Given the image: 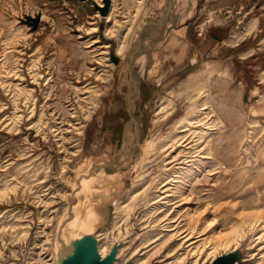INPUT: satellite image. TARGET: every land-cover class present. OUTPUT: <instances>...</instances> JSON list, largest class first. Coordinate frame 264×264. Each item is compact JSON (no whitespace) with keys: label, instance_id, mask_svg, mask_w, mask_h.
Masks as SVG:
<instances>
[{"label":"rangeland","instance_id":"obj_1","mask_svg":"<svg viewBox=\"0 0 264 264\" xmlns=\"http://www.w3.org/2000/svg\"><path fill=\"white\" fill-rule=\"evenodd\" d=\"M78 1L0 0V66L7 56L8 71L13 72L17 66L15 69L25 76L11 77L14 83H21L18 88L0 85V121L14 114L15 105L24 113L18 133L0 123V189L19 187L0 199V264H16L25 248L30 250V263L51 262L60 223L75 198L73 182L79 184L82 177L91 174L95 178L80 197L102 213L101 208L108 203L101 241L105 239L111 246L122 237L123 227L131 225L123 254L114 264H132L138 257H145L155 243L146 247L143 242L144 248L132 254L150 230L141 227L140 217L149 209V199L161 193L159 187L167 182L171 167L178 162L171 164L172 157L161 147L180 140L179 148L189 150L201 129L209 131L206 146L225 168L211 174L208 183L197 182L208 189L200 192L202 198L194 205L206 208L207 215L216 218V226L208 234L228 231L247 214H264V0L233 12H215L204 8L200 0H191L182 5L175 23L162 34H157L158 30L176 0H141L142 8H137L135 0H110L108 13L114 7L117 19L115 37L105 32L110 24L108 14L103 16L100 11L105 0H90L85 7H79ZM37 15L40 21L35 28L28 17ZM96 25L98 30L88 33ZM186 25L196 35L200 53L192 63L176 65L171 60L175 48L167 46L169 35ZM124 36L128 47L118 55ZM200 41L203 43L199 45ZM141 52L143 60L139 61ZM112 53L120 58L118 64L112 60ZM33 63L43 75L39 82H34L29 73ZM90 86L100 94L89 97ZM31 88L33 116L28 108L33 106L32 100L26 91ZM168 98L172 107L162 119L160 106ZM204 100L209 103L207 109L198 106ZM93 101L99 104L87 119ZM128 102L131 117L124 123L125 131L123 126L114 137L106 125L117 111L125 113ZM134 118L139 130L131 144L128 124ZM34 123L41 125L40 129ZM81 124L83 133L77 134L75 127ZM209 127L214 130L205 129ZM149 140L155 142L156 149L149 160H144ZM77 149L78 154H72ZM67 155L71 160L65 158ZM155 177L165 182L149 185ZM218 184H222L220 189ZM137 188H143V194L132 201L131 193ZM101 196L107 198L102 205L98 204ZM45 200L51 202L45 204ZM118 203L120 210L116 211ZM46 218H50L48 223ZM14 220L17 225L11 228ZM45 225L48 228L42 229ZM137 232L138 237L133 238ZM240 236L220 247L218 254L233 249L225 247ZM250 240L249 236L242 242L240 264H264V246L259 249V243L250 248ZM170 245L144 264H182L174 259L183 249L166 256ZM250 250L259 252L246 259Z\"/></svg>","mask_w":264,"mask_h":264},{"label":"bare ground","instance_id":"obj_2","mask_svg":"<svg viewBox=\"0 0 264 264\" xmlns=\"http://www.w3.org/2000/svg\"><path fill=\"white\" fill-rule=\"evenodd\" d=\"M140 1L141 0H135L137 4L136 5L137 8H142L143 6L142 5L143 2H140ZM188 1H191V0H176L173 3V7H171L167 20L165 21V23L162 22L163 24L159 28L158 30L159 32L157 34L164 33L165 31H167L166 29L169 26L175 23V19H177L181 11L182 5L186 4ZM186 6L188 7V5ZM107 22H109L110 24H108V26L106 27V31H105L106 34L110 37L117 36L116 29H115L117 19L114 14V7L111 10V12L108 13ZM94 23L95 22L93 21L92 24ZM253 27L254 25L250 26V28L247 30L248 33H250ZM97 30H98V26L96 25L93 28H89L88 33H93V32H96ZM130 31H131V26L129 27V32ZM154 35L152 37H154ZM127 47H128L127 37L124 36L123 39L120 40V44L117 49V54L121 55L125 53L127 50ZM142 55L143 53L141 52L139 59H138L139 61L143 60ZM100 60L102 61V58ZM3 61L4 63H2V65L0 66V69L2 70L0 73V79L3 80L5 78V81H2L0 85L3 88L5 87L18 88V85L20 86L21 83H17V84L14 83L11 80V77H14V79H18V78L24 79L25 76H23L22 73L19 72L20 71L19 69H15L17 66L14 68L13 72L8 71L9 57L4 56ZM4 72L6 74H3ZM29 73L31 77L34 79V82L35 81L39 82L40 78L43 77V75L41 74L39 70V66L34 63L32 64V67L30 68ZM21 90L22 89H20V91ZM26 91L29 92L28 95L32 100L33 106L29 105L28 108L30 109L29 111L30 116H33L35 113V102H33L34 101V89L33 88L28 89V90L26 89ZM88 92H91L89 97L97 96L100 94L99 90L96 89L95 86H90ZM197 95L200 96V93ZM171 100L172 99L170 98L166 99V101L162 102V105L160 106L159 113L161 114L162 119L167 117V115L170 114V110L172 107ZM195 100H196V95L193 96V101ZM199 103L200 104L198 106L201 107V109H207V106L209 105L208 101L206 100L201 101ZM92 104H93V107L92 109L88 110L89 112H88V115L86 116L87 119L91 117L93 110L97 107L99 103H97V101H93ZM79 106L82 107L81 105ZM21 111H22L21 107L19 108L17 105H15L14 111H13L14 114L12 113L9 116L10 118H5V119L3 118V120H1L0 123L1 124L4 123V127L8 128L9 131L18 133L20 131V125L24 118V113H22ZM209 114L210 112L207 114V118L210 117ZM76 123H81V122H76ZM33 126H36L38 129H40L41 125L39 126V124L34 123ZM83 126L84 125L81 124L80 126H76V127L73 126V127H75V129L78 130L76 132L77 134H82ZM185 126L186 125H184L183 127ZM205 129H209L212 131L214 130L211 127L205 128ZM178 135L179 134L175 135L174 137L176 138ZM209 135H210L209 131L201 129L200 134L198 135L199 138L195 140V143L193 144L191 148H189V150L179 148L178 143L180 140L174 141L171 145H169V143L167 142L165 145L161 147L167 152V154L170 157H172L170 161L171 164L175 163L176 161L178 162L176 163V167L175 165L171 167L172 174L168 176L167 182L159 187V190H161V193L155 198L151 200L149 199L150 201L148 202L149 209L145 212V214L142 215V217H140V220H141L140 223H141V227L143 228L148 227L147 230L150 228V230L152 229V231L151 232L150 230L148 231L147 235L145 236V238L143 239V241L141 242V244L139 245L137 249L133 248L132 254H137V251L139 250L140 247L144 248V246H142L143 242L145 243L146 247H149L153 243L155 244H153L150 248L146 250L145 257L141 259H139L138 257L132 264H144L152 256H155L158 253L165 251L166 247H168L170 244L171 245L166 252V256L170 257V255L173 254L175 250L183 249V251H181L180 254L177 255V258L174 259V261L176 262H181V263L190 262V264H199L200 262L212 261L214 258L217 257L218 252L220 251L218 249L220 247L227 246L233 239L240 236L241 233L244 231L245 227H249L248 228L249 230L246 229L247 232H244L242 236H240L235 241L237 242L241 238L239 243L232 245L233 243H235L233 242L228 247H225V249H228L230 246L234 248H239L243 240L245 238L247 239V237L249 236L251 237V240L249 242L250 248L255 247V245L257 246L259 243H261V247H259V249L264 246V214L262 212H255L249 215L247 214L248 217L246 219L235 222L233 226L226 232H221V230H219L218 232H216V235L210 236V234H208L209 231L213 230L214 227L216 226V218L215 216L210 218L207 215L206 208L200 209L199 207H196L194 205V203H196L199 199L202 198V195L200 194V192H203L205 189H208V187H205L203 184L197 185V182H201L203 180V181H207L208 183L210 180L209 177L211 174L217 173L221 169L225 171V168H223V162L222 161L217 162L214 158L215 157L214 153L211 151L212 148L210 149L209 147L206 146L207 145L206 137H208ZM137 136L138 135L132 137L131 144L137 140ZM58 139L60 140V138ZM155 149H156L155 142L153 140H149L144 149L145 150L144 160L145 159L149 160L150 154ZM79 151L80 149H77L75 152H72V154L76 155L78 154ZM176 151H178V153L175 156H173V153ZM65 158L69 159V155L65 156ZM65 167H66V162L64 164V168ZM94 175L95 174H91V175L82 177L80 179L79 184H77L76 182H73L76 188V195L78 196L75 202L71 206L73 214H72V218L69 221L70 227L73 229L72 230L73 234H81L84 231L85 232H95L97 228L105 222L106 214L99 212L98 209L94 205H92L91 202L89 203L85 197H80L81 193L83 192L85 193L86 190L89 189L91 182H93V179L95 178ZM220 178L221 176L218 175L217 179H220ZM157 182L160 185L163 182H165V180H160L159 178L157 180V178L155 177L151 180L149 185L157 184ZM197 186L199 187V189H197L198 188ZM221 187H222V184H218L217 188L220 189ZM18 188L19 187L17 185H13L12 187L9 186V187L0 189V199L4 196H8L10 193H15L18 190ZM142 189L140 190V188H137L131 193L132 201L138 199L139 196L143 194L141 193ZM104 199H107L106 196H101V199L98 200V204L102 205ZM50 202L51 201L45 200L44 203L49 204ZM126 205L124 204L123 206L126 207ZM115 208H116V211L120 210L119 203L116 205ZM118 215L119 214H116L114 224H115V221H117ZM39 219H43V218H39ZM49 221H50V218L49 219L46 218V222L48 223ZM114 224L112 226L113 228H115ZM16 225H17V222L14 220V222L12 223V225H10V227L15 228ZM46 227L47 226L45 225L43 226L42 229H45ZM130 228H131V225L123 227V230L120 233L122 234L124 231L129 232ZM46 232H49V231H46ZM50 232H51V229H50ZM47 235L49 236V234ZM103 235L106 236L107 232H104ZM138 235L139 233L137 232L133 238H137ZM154 236L155 238H153ZM109 249H110V245L108 244V241L103 239V241L99 243V250L102 256H105L109 252ZM258 252L259 251L253 252L250 250L246 259H250V257H254L255 254ZM34 259L31 262H33ZM43 264H56L55 256L51 262L43 263ZM236 264H240V263H236Z\"/></svg>","mask_w":264,"mask_h":264},{"label":"water","instance_id":"obj_3","mask_svg":"<svg viewBox=\"0 0 264 264\" xmlns=\"http://www.w3.org/2000/svg\"><path fill=\"white\" fill-rule=\"evenodd\" d=\"M110 9V0H105V5L100 7V11L103 16H106ZM28 19L32 22L33 26L36 28L40 21V15L29 16ZM112 60L118 64L120 58L112 53ZM80 183V181H79ZM76 192V188H75ZM78 196L75 193V198L70 204L69 210L66 213L65 218L60 223L58 229V237L56 240V246L54 249L56 264H114L117 259H119L124 250L123 245L126 242V238L130 237L129 232H124L115 239V242L110 246L109 252L102 256L99 250V243L102 240V235L99 232L101 228L107 223V212L106 205L101 208V211L105 212L106 219L105 222L100 225L95 232H82L81 234H73L72 228L70 227L69 221L72 218L73 211L71 209L72 204L75 202ZM132 234V233H131ZM242 246V243L240 247ZM234 248L230 251L218 254L216 258L212 261L200 262L199 264H236L240 263V258L242 257L241 248ZM25 254L23 257L18 258L15 261L16 264H35L29 262L30 250L25 248ZM244 256V254H243ZM182 264H186L182 263Z\"/></svg>","mask_w":264,"mask_h":264},{"label":"crops","instance_id":"obj_4","mask_svg":"<svg viewBox=\"0 0 264 264\" xmlns=\"http://www.w3.org/2000/svg\"><path fill=\"white\" fill-rule=\"evenodd\" d=\"M78 2H80L79 7H85L90 4V0H79ZM200 2L202 3L201 5L204 8H208L210 10L213 9L215 12L222 10L233 12L234 9L237 10L240 8H244L246 6L250 7L251 5L256 4L257 0H200ZM169 36H170L168 40L169 44L167 46H169L170 48H175L174 53L171 55L172 56L171 60L176 65H181L185 62L192 63L194 57H197L199 55L200 52L198 51V49H196L197 37L191 31L188 25L184 26L180 30L172 32ZM202 43L203 41H200L199 45ZM190 51H193L192 54H190ZM135 83H136L135 92H137V81H135ZM130 117H131V105L128 102L125 108V113L124 110L117 111L115 115L111 118L109 124L106 125V129H110L109 130L110 133L114 137H117L119 136V133H121V129L123 128L124 123L128 121ZM128 125L130 128L129 136L133 137L138 135V130H139L138 120L134 118L129 122ZM125 128L126 127L124 126L123 131H125Z\"/></svg>","mask_w":264,"mask_h":264},{"label":"trees","instance_id":"obj_5","mask_svg":"<svg viewBox=\"0 0 264 264\" xmlns=\"http://www.w3.org/2000/svg\"><path fill=\"white\" fill-rule=\"evenodd\" d=\"M216 39H217V40H221V38H217V37H216Z\"/></svg>","mask_w":264,"mask_h":264},{"label":"built area","instance_id":"obj_6","mask_svg":"<svg viewBox=\"0 0 264 264\" xmlns=\"http://www.w3.org/2000/svg\"><path fill=\"white\" fill-rule=\"evenodd\" d=\"M49 258H51V257H49Z\"/></svg>","mask_w":264,"mask_h":264}]
</instances>
